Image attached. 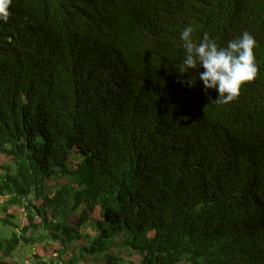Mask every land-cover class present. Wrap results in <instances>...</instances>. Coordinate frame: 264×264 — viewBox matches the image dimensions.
<instances>
[{
	"label": "trees",
	"instance_id": "obj_1",
	"mask_svg": "<svg viewBox=\"0 0 264 264\" xmlns=\"http://www.w3.org/2000/svg\"><path fill=\"white\" fill-rule=\"evenodd\" d=\"M9 13L0 264L31 247L28 264H264V0H12ZM188 24L195 42L255 37L257 75L233 101L205 91L202 67L179 72Z\"/></svg>",
	"mask_w": 264,
	"mask_h": 264
},
{
	"label": "clouds",
	"instance_id": "obj_2",
	"mask_svg": "<svg viewBox=\"0 0 264 264\" xmlns=\"http://www.w3.org/2000/svg\"><path fill=\"white\" fill-rule=\"evenodd\" d=\"M12 0H0V21L9 18V6ZM193 27L186 25L180 32V39L185 50L180 73H187L189 69L202 67L198 73L205 91L215 89L218 103L226 104L236 99L241 86L255 79L257 66L255 63L254 48L257 41L248 31H244L235 39L220 46L216 40L205 35L199 42L193 37ZM194 80H189L191 86Z\"/></svg>",
	"mask_w": 264,
	"mask_h": 264
},
{
	"label": "rangeland",
	"instance_id": "obj_3",
	"mask_svg": "<svg viewBox=\"0 0 264 264\" xmlns=\"http://www.w3.org/2000/svg\"><path fill=\"white\" fill-rule=\"evenodd\" d=\"M9 161V159L5 158L4 156H2L0 154V168L1 166H4L7 162ZM0 171L2 172V170L0 169ZM9 213L14 214L15 215V219L13 220L14 222L18 223L19 226H22L25 222V218H24V212L22 210L19 209H10ZM7 217V216H5ZM29 250V251H28ZM30 250H33V248H27V249H21L18 250V253H21L24 257H25V261L24 264H28V260L26 259L27 257V253H30ZM122 256L125 257V254H122ZM135 261L137 260V257H134Z\"/></svg>",
	"mask_w": 264,
	"mask_h": 264
}]
</instances>
